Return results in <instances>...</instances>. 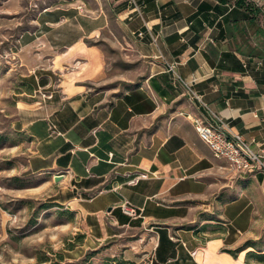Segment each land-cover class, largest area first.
Wrapping results in <instances>:
<instances>
[{
	"label": "crops",
	"instance_id": "obj_1",
	"mask_svg": "<svg viewBox=\"0 0 264 264\" xmlns=\"http://www.w3.org/2000/svg\"><path fill=\"white\" fill-rule=\"evenodd\" d=\"M249 1L79 0L78 20L60 25L67 34L22 58L29 89L15 126L35 142L29 172L66 176L57 202L99 245L142 230L148 245L135 264L264 256V173L240 175L194 126L201 119L264 150V0ZM111 17L148 64L126 89L97 87L104 60L89 41Z\"/></svg>",
	"mask_w": 264,
	"mask_h": 264
},
{
	"label": "rangeland",
	"instance_id": "obj_2",
	"mask_svg": "<svg viewBox=\"0 0 264 264\" xmlns=\"http://www.w3.org/2000/svg\"><path fill=\"white\" fill-rule=\"evenodd\" d=\"M79 10V0H0V264H135L148 245L140 229L101 245L89 237L79 213L57 202L63 181L57 184L29 172L35 142L15 126L19 93L29 89L22 58L44 48L41 38L66 35L60 25L67 15L78 20ZM82 13L85 19L92 15ZM129 42L116 17L89 41L104 60V81L98 89H126L145 77L148 64ZM248 260L264 264V256Z\"/></svg>",
	"mask_w": 264,
	"mask_h": 264
},
{
	"label": "built area",
	"instance_id": "obj_3",
	"mask_svg": "<svg viewBox=\"0 0 264 264\" xmlns=\"http://www.w3.org/2000/svg\"><path fill=\"white\" fill-rule=\"evenodd\" d=\"M194 126L215 157L227 161L240 175L264 173V150L255 151L243 136H229L223 128L201 119H195ZM123 210L127 215L137 217V210L127 204L123 206Z\"/></svg>",
	"mask_w": 264,
	"mask_h": 264
},
{
	"label": "trees",
	"instance_id": "obj_4",
	"mask_svg": "<svg viewBox=\"0 0 264 264\" xmlns=\"http://www.w3.org/2000/svg\"><path fill=\"white\" fill-rule=\"evenodd\" d=\"M220 1H222V2H224V1H226V0H220ZM237 4L239 5V6H241V7H250L251 5H249V4H251V2L249 1V0H237ZM251 8V7H250ZM249 8V9H250Z\"/></svg>",
	"mask_w": 264,
	"mask_h": 264
},
{
	"label": "water",
	"instance_id": "obj_5",
	"mask_svg": "<svg viewBox=\"0 0 264 264\" xmlns=\"http://www.w3.org/2000/svg\"><path fill=\"white\" fill-rule=\"evenodd\" d=\"M65 178H66L65 175H59V176L55 177V182H56L57 184H59V183H61L62 181H64Z\"/></svg>",
	"mask_w": 264,
	"mask_h": 264
}]
</instances>
